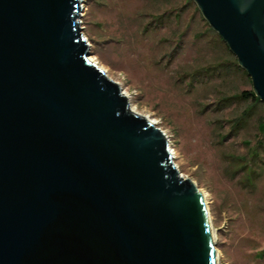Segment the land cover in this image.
Here are the masks:
<instances>
[{"label": "water", "instance_id": "obj_1", "mask_svg": "<svg viewBox=\"0 0 264 264\" xmlns=\"http://www.w3.org/2000/svg\"><path fill=\"white\" fill-rule=\"evenodd\" d=\"M264 107V0H191ZM80 0H0V264H216L201 192L89 62Z\"/></svg>", "mask_w": 264, "mask_h": 264}, {"label": "rangeland", "instance_id": "obj_2", "mask_svg": "<svg viewBox=\"0 0 264 264\" xmlns=\"http://www.w3.org/2000/svg\"><path fill=\"white\" fill-rule=\"evenodd\" d=\"M89 58L205 196L219 264H264V107L191 0H80ZM255 155V156H253Z\"/></svg>", "mask_w": 264, "mask_h": 264}, {"label": "trees", "instance_id": "obj_3", "mask_svg": "<svg viewBox=\"0 0 264 264\" xmlns=\"http://www.w3.org/2000/svg\"><path fill=\"white\" fill-rule=\"evenodd\" d=\"M210 29V28H209ZM211 30V29H210ZM215 33V32H214ZM216 34V33H215ZM217 35V34H216ZM218 36V35H217ZM220 39V38H219ZM225 47H226V45H225ZM227 48V47H226ZM228 50V49H227ZM235 68H236V70L237 71H240L243 75H246L245 74V72L242 70V69H240L238 66H237V64H236V60H235ZM249 97L252 101H253V103H256V102H259L254 96H253V94L251 93V91H242L241 93H239V95L237 96V98H240V99H242V98H246V97ZM262 129H264V121H263V123H262ZM264 131V130H263ZM253 156H255V155H253Z\"/></svg>", "mask_w": 264, "mask_h": 264}, {"label": "bare ground", "instance_id": "obj_4", "mask_svg": "<svg viewBox=\"0 0 264 264\" xmlns=\"http://www.w3.org/2000/svg\"><path fill=\"white\" fill-rule=\"evenodd\" d=\"M86 58H87V60L89 61V62H91L92 64H94L96 67H98V65H97V63L95 62V60L93 59V58H89V55L88 56H86ZM99 68V67H98ZM99 69H101V68H99ZM102 70V69H101ZM105 74V73H104ZM118 86V85H117ZM120 89V88H119ZM122 93V92H121ZM147 120V119H146ZM148 121V120H147ZM149 123H151L153 126H154V123H152V122H150V121H148ZM168 149H169V147H168ZM169 152H170V155H171V160H172V152L170 151V149H169ZM173 163V162H172ZM175 166V165H174ZM175 168H176V166H175ZM177 169V168H176ZM178 171V170H177ZM179 173V172H178ZM202 195V194H201ZM202 198H203V201H204V203H206L205 202V196L204 195H202ZM205 207H206V204H205ZM208 220H209V217H208ZM210 223V222H209ZM209 226H210V230H211V237H212V239H213V242H214V232H213V229H212V227H211V225L209 224ZM215 250V249H214ZM215 258H216V264H219V262H218V254L216 253V251H215Z\"/></svg>", "mask_w": 264, "mask_h": 264}]
</instances>
